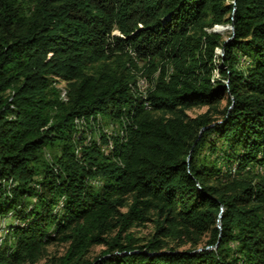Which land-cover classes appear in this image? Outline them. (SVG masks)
<instances>
[{
    "label": "trees",
    "instance_id": "trees-1",
    "mask_svg": "<svg viewBox=\"0 0 264 264\" xmlns=\"http://www.w3.org/2000/svg\"><path fill=\"white\" fill-rule=\"evenodd\" d=\"M1 217L0 264H264V0H0Z\"/></svg>",
    "mask_w": 264,
    "mask_h": 264
},
{
    "label": "rangeland",
    "instance_id": "rangeland-1",
    "mask_svg": "<svg viewBox=\"0 0 264 264\" xmlns=\"http://www.w3.org/2000/svg\"><path fill=\"white\" fill-rule=\"evenodd\" d=\"M223 27H226V26H223ZM225 32H226V34H224V36L226 37L227 34L229 33V30L227 29ZM216 52L219 54L220 53V49H217ZM214 77L215 78H219V73L217 72V70L214 71ZM56 86L60 89L62 96H64L65 95L64 82H59V83H57ZM206 109H207V106L194 107V108L190 109L188 111V113L191 116H195V115H197L199 113H202V112L206 111ZM61 206H62V204H60L59 208ZM151 229H152L151 223H146L145 225H142V226L133 227L131 230L134 231V233H135V235L137 237L141 236V237L146 238V237H148V234L151 231ZM7 232H8V219H7V217H5V218L1 217L0 218V240H2L4 238V235ZM65 248L66 247L63 244L50 245L48 247V252H49L48 256L46 258H43V259L39 260L35 264H47V260H50L51 257H53V256H61L63 254ZM102 248L103 247L99 246V245L94 246L92 248V250H91V253H90L91 256H94V255L98 254Z\"/></svg>",
    "mask_w": 264,
    "mask_h": 264
},
{
    "label": "bare ground",
    "instance_id": "bare-ground-1",
    "mask_svg": "<svg viewBox=\"0 0 264 264\" xmlns=\"http://www.w3.org/2000/svg\"><path fill=\"white\" fill-rule=\"evenodd\" d=\"M146 87H147V84L145 83L144 79H139L138 80V93H139V95H142L143 97H145L146 92H147V91L145 92ZM148 87H147V89H148Z\"/></svg>",
    "mask_w": 264,
    "mask_h": 264
},
{
    "label": "water",
    "instance_id": "water-1",
    "mask_svg": "<svg viewBox=\"0 0 264 264\" xmlns=\"http://www.w3.org/2000/svg\"><path fill=\"white\" fill-rule=\"evenodd\" d=\"M218 27H223V26H220V25L215 26V27L212 29V31H213V32H221V31L218 29ZM223 28H225V29H229V30L231 31L232 34H233V32H234V29H233V25H232V24L229 25V26L223 27ZM230 38H231V37H227V38L225 39V42L228 41ZM220 54H222V51H221V50H220ZM219 216H220V215H219Z\"/></svg>",
    "mask_w": 264,
    "mask_h": 264
}]
</instances>
